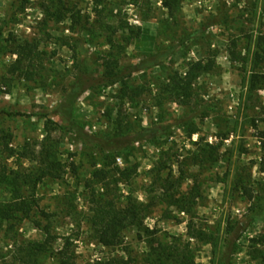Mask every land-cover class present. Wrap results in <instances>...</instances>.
<instances>
[{
	"label": "rangeland",
	"instance_id": "obj_1",
	"mask_svg": "<svg viewBox=\"0 0 264 264\" xmlns=\"http://www.w3.org/2000/svg\"><path fill=\"white\" fill-rule=\"evenodd\" d=\"M179 3L171 14L163 0H0V172L36 171V162L10 155L25 147L37 155L50 149L65 167L61 179L39 185L32 220L0 226V264H23L18 249L45 242L47 228L55 240L37 264H61L63 250L68 264L121 258L147 264L149 244L166 238L190 243L194 264H264V61L256 63L261 38L264 44V0ZM29 43L38 50L17 64L18 49ZM152 56L157 65L132 73ZM202 60L215 61V69L196 81L186 104L162 93L172 74L185 77ZM254 74L260 81L251 95ZM80 78L85 92L68 119L67 101ZM151 127L167 132L132 143ZM78 131L114 141L113 150ZM205 147L220 148V162L193 164V154ZM164 165L163 174L176 179L184 170L182 193L196 190L191 213L161 203L159 189L150 191ZM134 168L128 178L118 172ZM101 169L107 179L95 178ZM237 179L253 189V201L235 190ZM95 196L119 205L129 196L146 205L154 201L144 226L156 238L133 228L120 246H101L88 221ZM10 202L9 188L0 184V205ZM191 220L213 232L216 242L191 239Z\"/></svg>",
	"mask_w": 264,
	"mask_h": 264
},
{
	"label": "trees",
	"instance_id": "obj_2",
	"mask_svg": "<svg viewBox=\"0 0 264 264\" xmlns=\"http://www.w3.org/2000/svg\"><path fill=\"white\" fill-rule=\"evenodd\" d=\"M164 8H166L171 14L179 9V0H163ZM49 14V11H48ZM61 16L59 20H62ZM138 38V37H137ZM261 38L258 44L259 52L256 55L257 65L262 64L264 61V44L261 42ZM109 45L113 46L114 41L110 39ZM38 50L36 44H26L18 49L17 55L19 61L17 64H21L24 59H31L33 54ZM151 64L141 63L132 68V73L140 72L148 68L149 66L157 65L158 57H151ZM235 60L237 59L234 55ZM215 69V61H198L192 63L189 66L187 75L181 76L179 73H174L169 77V83L162 89V93L167 98L179 101L182 104H186L194 94V84L196 81L205 74L212 73ZM258 79V80H257ZM78 84L71 90L67 105H66V117L71 119L70 113L75 105L76 100L85 92L84 80L79 79ZM260 81V77L254 74L250 93L255 94L258 91L257 84ZM167 132V128L164 127H151L142 129L133 139V142H139L143 140H153L158 136ZM79 136L90 143L95 144L98 148L104 150H113L114 141H107L97 137H89L83 131H78ZM261 139L264 138V130L260 131ZM11 156H18L21 160H31L38 164L36 171L31 172H8L3 170L0 172V184H5L11 192V202L0 205V226L4 223H10L15 220L20 222L26 220H32V213L35 208L38 207V200L36 199L37 190L39 185L46 179L59 180L65 173L64 165L58 160L57 155L52 150L44 148L39 155L35 151H32L29 147H25L17 153L14 150H9ZM220 148L218 147H205L199 149L191 158L193 164H197L200 167L213 166L220 162ZM106 159H112L115 163L116 157L110 155ZM112 165L110 162L105 163V167ZM163 170L159 171L157 179L151 186V192H156L159 189L163 192V195L159 197V201L163 204H167L170 207H175L182 212L191 213L197 205V193L196 190H191L189 193H182L184 170L181 168V178L176 179L173 173L170 172L164 175L163 172L167 169V165ZM75 168V166L73 165ZM134 169H126L125 171H119L122 175L128 178V173L135 172ZM108 172L105 169L98 170L95 173V178L108 177ZM236 191H243L249 201L254 200V191L248 185H244L239 179L236 180ZM24 191L28 192V195L24 194ZM155 202L146 205L140 203L133 196L126 198L124 204H120L115 199H106L104 196H95L92 214L88 217L89 224L94 233L95 239L104 248H115L122 243L124 233L133 228L139 230H145L156 238L157 233L147 230L144 226L145 220L151 214V209ZM38 228H41L39 223L36 224ZM188 235L191 239L197 240L202 243L214 244L216 242V236L213 232L208 231L206 228H196L194 221L191 220L188 226ZM230 230H234L232 227ZM47 240L45 242H28L23 244L18 249L17 260L23 264H37L38 258L49 250V245L55 238L52 237L49 228L46 229ZM231 233V232H230ZM70 245V240H66L65 248ZM149 255L147 257V264H194V256L190 248V243L185 242L180 238H172L168 240L158 241V246L154 243L149 244ZM61 264H68L66 262L65 251L60 252ZM95 264H130L125 259H117L115 263H102L97 262Z\"/></svg>",
	"mask_w": 264,
	"mask_h": 264
},
{
	"label": "built area",
	"instance_id": "obj_3",
	"mask_svg": "<svg viewBox=\"0 0 264 264\" xmlns=\"http://www.w3.org/2000/svg\"><path fill=\"white\" fill-rule=\"evenodd\" d=\"M117 162L119 165H123V160L121 158H117Z\"/></svg>",
	"mask_w": 264,
	"mask_h": 264
}]
</instances>
